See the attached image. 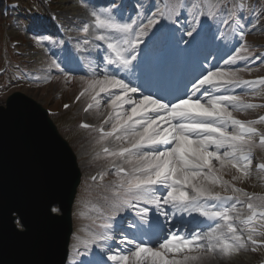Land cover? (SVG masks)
I'll use <instances>...</instances> for the list:
<instances>
[{
    "label": "snow or ice",
    "instance_id": "6c2138e0",
    "mask_svg": "<svg viewBox=\"0 0 264 264\" xmlns=\"http://www.w3.org/2000/svg\"><path fill=\"white\" fill-rule=\"evenodd\" d=\"M80 6L88 19L77 29L82 39L75 41V50L86 57L88 67L85 70L70 49L65 50L63 63L53 60L51 67L61 74L81 72L72 76L82 83L76 101L88 97L84 111L95 109L104 117L95 129L96 143L104 157L111 158L115 179L100 185V199L93 208L97 227L76 246L82 257L78 264H195L211 254L231 256L248 243H264L255 238L264 236V197L233 183L250 176L258 134L253 127L257 121L245 123L233 117V111L255 107L243 104L233 88L264 86V78L238 80L239 68L225 72L206 67L210 45L218 34L224 39L223 33L212 31L213 23L219 20L229 28L236 24L243 38L246 5L169 0L162 9H149L143 19L139 11L136 19H125L123 4L96 10L90 0H81ZM46 24L35 20L40 35L35 44L63 43L53 34L43 35ZM237 59L264 63V56L238 55L224 63ZM102 106L111 111L100 113ZM109 138L119 146H107ZM259 144L264 146V134H259ZM229 167L240 175L225 180L223 173ZM256 167L264 170V163ZM106 174L90 179L103 182ZM229 187L246 200L227 194ZM245 205L246 217L241 214ZM126 212L132 215H122ZM185 215L199 217L196 227H204L189 230Z\"/></svg>",
    "mask_w": 264,
    "mask_h": 264
},
{
    "label": "water",
    "instance_id": "95a60500",
    "mask_svg": "<svg viewBox=\"0 0 264 264\" xmlns=\"http://www.w3.org/2000/svg\"><path fill=\"white\" fill-rule=\"evenodd\" d=\"M39 154L51 166L57 165L60 168L63 181L69 177V169L75 170L73 158L59 142L46 117L30 106H25L24 103L20 105L18 102L0 117V239L11 240L12 227L7 219H11L13 205L18 206L27 216H31L28 224L29 238H33L38 230L45 232L39 233L32 241L31 255L37 258L54 253L50 260L58 254V247L54 248L57 241L52 231L56 230L48 217L53 200L51 192L46 191L58 189L67 196L69 187H65L62 182L44 179L37 165ZM67 205H71V200L67 201ZM20 215L26 221L21 213ZM36 218L46 221L45 225L42 226ZM68 234L69 232L60 246L61 251L65 250ZM26 242L19 241L17 247L25 245ZM3 248L4 242L0 240V249Z\"/></svg>",
    "mask_w": 264,
    "mask_h": 264
},
{
    "label": "rangeland",
    "instance_id": "374dc122",
    "mask_svg": "<svg viewBox=\"0 0 264 264\" xmlns=\"http://www.w3.org/2000/svg\"><path fill=\"white\" fill-rule=\"evenodd\" d=\"M61 80V78H59V79H57L56 80V82L57 81H60ZM54 83V84H52V86L49 88V89H46V97H47V100H45L42 104H48V102H49V100H50V98L51 97H53L55 94H54V90L57 88V83ZM72 83H74V82H72ZM74 86H75V83H74V85L71 87V88H74ZM42 90H43V88H41V89H37V88H35V89H33V88H31V89H29V90H25L31 97H33L34 99H36V100H38L39 101V97H41V92H42ZM40 102V101H39ZM41 103V102H40ZM82 139V136L81 135H78V134H74V136L72 137V143L75 145V143H76V141L77 140H81ZM79 154H80V152H79ZM245 264H247V262L245 263Z\"/></svg>",
    "mask_w": 264,
    "mask_h": 264
},
{
    "label": "bare ground",
    "instance_id": "6f19581e",
    "mask_svg": "<svg viewBox=\"0 0 264 264\" xmlns=\"http://www.w3.org/2000/svg\"><path fill=\"white\" fill-rule=\"evenodd\" d=\"M227 67H228V64L225 65V68H227ZM46 89H47V88H43V90H42V92H41V93H42L41 96H45V95H46V94H45V93H46V92H45Z\"/></svg>",
    "mask_w": 264,
    "mask_h": 264
}]
</instances>
